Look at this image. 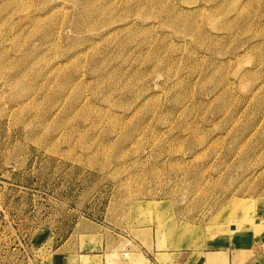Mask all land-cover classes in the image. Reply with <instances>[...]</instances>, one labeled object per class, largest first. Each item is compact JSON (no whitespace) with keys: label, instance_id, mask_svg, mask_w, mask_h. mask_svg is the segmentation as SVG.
I'll use <instances>...</instances> for the list:
<instances>
[{"label":"rangeland","instance_id":"1","mask_svg":"<svg viewBox=\"0 0 264 264\" xmlns=\"http://www.w3.org/2000/svg\"><path fill=\"white\" fill-rule=\"evenodd\" d=\"M234 247L264 250V0H0V264Z\"/></svg>","mask_w":264,"mask_h":264},{"label":"crops","instance_id":"2","mask_svg":"<svg viewBox=\"0 0 264 264\" xmlns=\"http://www.w3.org/2000/svg\"><path fill=\"white\" fill-rule=\"evenodd\" d=\"M235 250H236L235 247L232 248L231 251H229V253L225 250L223 251L218 250V253L222 255L221 260H224V262H222L223 264H264V250L261 251L256 250L257 252L254 253H252L251 251H248L246 253L245 252L246 249L243 252L241 251L237 252ZM223 255L225 256V258L223 257ZM219 256L220 255H218V257ZM195 258L196 259L191 258L190 256H188V254L180 255V256L178 255L177 258L170 260L169 263L167 260L163 259L161 261H158L157 264H204V250L198 251V255ZM61 263H64V259L62 260ZM217 264L219 263L217 262Z\"/></svg>","mask_w":264,"mask_h":264},{"label":"bare ground","instance_id":"3","mask_svg":"<svg viewBox=\"0 0 264 264\" xmlns=\"http://www.w3.org/2000/svg\"><path fill=\"white\" fill-rule=\"evenodd\" d=\"M246 211V210H245ZM246 214V213H245Z\"/></svg>","mask_w":264,"mask_h":264}]
</instances>
